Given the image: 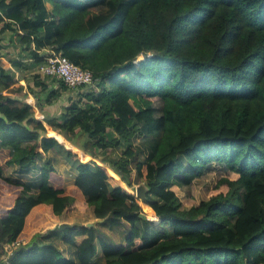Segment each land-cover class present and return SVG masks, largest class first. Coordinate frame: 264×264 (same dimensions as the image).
I'll use <instances>...</instances> for the list:
<instances>
[{
	"label": "trees",
	"instance_id": "obj_1",
	"mask_svg": "<svg viewBox=\"0 0 264 264\" xmlns=\"http://www.w3.org/2000/svg\"><path fill=\"white\" fill-rule=\"evenodd\" d=\"M7 31L20 58L1 44ZM50 51L89 69L94 84L50 86L39 74L29 84ZM68 92L76 98L59 119L26 99L54 104ZM79 135L81 152L67 142ZM139 139L155 141L150 157ZM49 152L77 171L72 186L44 160L36 191L6 175ZM212 163L234 177L183 207L175 187ZM77 202L129 227L119 246L99 240L96 264H264V0H0V264H92L94 228L59 227ZM58 231L75 258L49 240Z\"/></svg>",
	"mask_w": 264,
	"mask_h": 264
},
{
	"label": "rangeland",
	"instance_id": "obj_2",
	"mask_svg": "<svg viewBox=\"0 0 264 264\" xmlns=\"http://www.w3.org/2000/svg\"><path fill=\"white\" fill-rule=\"evenodd\" d=\"M47 7H50V4L47 3ZM150 53L147 55L142 53L138 56V60L144 59L146 57H149ZM28 75V81L30 84L33 85V75L39 74L36 69H34L31 72L27 73ZM41 78H43V81L46 80V83L50 84V86L55 84L53 82V78H46V76H43L39 74ZM57 79V78H55ZM56 87V86H55ZM57 90H60L59 88ZM76 93L74 92H68L64 93L62 98L58 100L56 103L52 104L51 107H44L45 112H47V116L50 117H56L60 118L59 115L63 111V108L65 106H68L70 101L74 98H76ZM154 108H155V114L158 116L161 114V108H162V102L158 99L154 100ZM60 138L62 139L63 136L61 135ZM86 140V137L83 135L76 136L74 138H69L68 144L75 149L78 152L82 151V147L84 144V141ZM137 147L140 149L142 158L144 157H150L154 152V145L155 141L153 140H137L136 141ZM98 158L102 159L105 157L103 152H97ZM41 160H44L43 158L38 160V163L35 166H30L26 170H19L17 166H15L13 169L11 168L9 171H7L6 175L15 181H20L23 183L30 184L33 188V190L36 191L38 184L40 182V169L39 165ZM57 169V168H56ZM58 172L64 176V183L66 186L70 187L75 183L74 180V174L73 169L67 162L65 163V167H58ZM76 171V170H75ZM73 174V175H72ZM230 176L234 177L233 174H230L226 171V169L222 165H218L216 163H212L208 166V168L205 170V173L200 177L193 181L191 186L189 188H176V193L179 196V198L182 201L183 207H191L193 205H198L202 200L208 199L212 194L217 193L220 190H225L224 187L217 189L215 188V184L218 181L219 178L223 176ZM144 184L143 182L134 185L135 191L136 188L140 185ZM61 223H67L72 224L76 222H80L83 224H87L93 221H96L93 210L91 207H88L85 202H77L71 209L65 214V216L61 219ZM60 230H63L60 228ZM95 236H96V246H97V254L94 257L92 264H96L101 258H103V252L101 250L100 242L99 240H104L105 242L119 246L125 242V239L129 233V227L128 225L121 221L117 223H113L110 219H104L102 222L96 223L94 227ZM86 235L78 236L76 237L77 242L81 240V238H85ZM64 238L62 236V233L58 231V234L50 238L49 240L53 242L56 247L59 249V251L65 255L68 258H73L75 249L71 246H69L67 243H65Z\"/></svg>",
	"mask_w": 264,
	"mask_h": 264
},
{
	"label": "built area",
	"instance_id": "obj_3",
	"mask_svg": "<svg viewBox=\"0 0 264 264\" xmlns=\"http://www.w3.org/2000/svg\"><path fill=\"white\" fill-rule=\"evenodd\" d=\"M37 72L43 76L56 77L71 89L92 86L95 82L89 69L75 65L67 57L54 52L46 62L38 66Z\"/></svg>",
	"mask_w": 264,
	"mask_h": 264
},
{
	"label": "crops",
	"instance_id": "obj_4",
	"mask_svg": "<svg viewBox=\"0 0 264 264\" xmlns=\"http://www.w3.org/2000/svg\"><path fill=\"white\" fill-rule=\"evenodd\" d=\"M50 7H51V5H50ZM49 9H51V8H49ZM13 39L11 37V32L7 31L5 33V35L3 36V38H2L1 44L4 45L5 52L8 53V58L17 59V58H20V55H21V52H22V46H21V42L18 39H15V40H13ZM27 73H26V76L28 75ZM22 81H23V79H22ZM21 84L26 86V82H24V81ZM15 96H17V97L19 96V97H23L24 98V96L19 95V94L15 95ZM26 99L29 100V101H33V103L38 105L37 116L42 115V116L50 117V116H47V112H45L44 107H46V106L51 107L52 104H47V101H46L45 98L40 100L39 98L37 99L35 96L32 95V96H30L29 98H26ZM42 158L45 159V161H49L50 163H52L55 166V168H57V169H58V167H62V168L65 167V163L66 162L64 160H62L60 157H58L53 152H49L46 156H43ZM14 167L15 166H13L12 169ZM73 174H74V180H75L78 173H77V171L73 170ZM64 186L68 187V186H66L65 183H64ZM83 239H84V237L81 238V240L79 242H77V240H76V243L80 244ZM73 258H75V253H74Z\"/></svg>",
	"mask_w": 264,
	"mask_h": 264
},
{
	"label": "water",
	"instance_id": "obj_5",
	"mask_svg": "<svg viewBox=\"0 0 264 264\" xmlns=\"http://www.w3.org/2000/svg\"><path fill=\"white\" fill-rule=\"evenodd\" d=\"M153 54V52H150V56ZM145 194H146V186L144 185V184H140L137 188H136V196L138 197V198H141V199H144L145 198ZM103 221V219H96V221H93V222H90V223H87V224H85L87 227H89V228H94L95 227V225H96V223H99V222H102ZM74 224H76V225H81L82 223H80V222H76V223H72V225H74ZM70 226V224H67V223H62V224H60V228L61 229H64V228H67V227H69ZM33 247V244H31L30 246H28V247H24V248H20V249H17V250H15L13 253H11L10 254V256L8 257V261H11L14 257H15V255L18 253V252H20V251H29L31 248Z\"/></svg>",
	"mask_w": 264,
	"mask_h": 264
}]
</instances>
